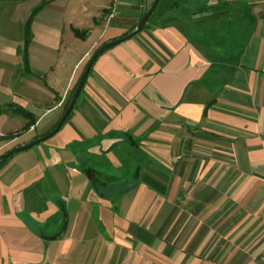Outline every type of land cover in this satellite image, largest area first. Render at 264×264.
I'll list each match as a JSON object with an SVG mask.
<instances>
[{"label": "crops", "instance_id": "0c3cea01", "mask_svg": "<svg viewBox=\"0 0 264 264\" xmlns=\"http://www.w3.org/2000/svg\"><path fill=\"white\" fill-rule=\"evenodd\" d=\"M142 7L85 13L73 62L29 54L34 123L0 114L22 128L0 153L54 127ZM0 264H264V0H157L102 51L59 129L0 163Z\"/></svg>", "mask_w": 264, "mask_h": 264}, {"label": "rangeland", "instance_id": "374dc122", "mask_svg": "<svg viewBox=\"0 0 264 264\" xmlns=\"http://www.w3.org/2000/svg\"><path fill=\"white\" fill-rule=\"evenodd\" d=\"M107 1L0 0V104L11 101L23 106L40 89L39 82L44 79L40 81L26 71L30 53L33 62L40 57L45 59L44 65L52 67L58 54L66 56L65 63L73 62L82 47L72 45L70 28L83 25L84 19L90 20L89 16L84 18L85 13L94 14ZM54 78L48 74L47 83L52 85ZM13 125L6 115L0 116V145L11 138L4 135L11 133L7 131ZM19 129L14 132L22 133Z\"/></svg>", "mask_w": 264, "mask_h": 264}, {"label": "water", "instance_id": "95a60500", "mask_svg": "<svg viewBox=\"0 0 264 264\" xmlns=\"http://www.w3.org/2000/svg\"><path fill=\"white\" fill-rule=\"evenodd\" d=\"M157 0H153L151 6H149L147 8V0H143V7H142V13H141V16L139 18V20L137 21V23L135 24V26L125 35L119 37V38H116L114 40H111V41H107L103 44H101L96 50L93 51V53L91 54V56L89 57V59L87 60L80 76H79V79L78 81L76 82L75 84V87L71 93V96H70V99L66 105V107L64 108L59 120L57 121V123L54 125V127L48 131L46 134L42 135V136H39V137H36L34 138L33 140L27 142V143H24V144H21V145H17V146H14L13 148L3 152V153H0V161L6 159L7 157H9L10 155L16 153V152H19L21 150H24V149H28L36 144H38L39 142L45 140L46 138H48L49 136H51L52 134H54L58 129L59 127L61 126V124L63 123V121L65 120V118L67 117V115L70 113L72 107H73V104L79 94V91L81 90V87L85 81V77L88 73V70L93 62V60L104 50H106L107 48L111 47L112 45L116 44V43H119L120 41H123V40H126L130 37H132L133 35H135L140 29L141 27L143 26L146 18L148 17V15L150 14V12L152 11V8L155 6Z\"/></svg>", "mask_w": 264, "mask_h": 264}, {"label": "trees", "instance_id": "16d2710c", "mask_svg": "<svg viewBox=\"0 0 264 264\" xmlns=\"http://www.w3.org/2000/svg\"><path fill=\"white\" fill-rule=\"evenodd\" d=\"M36 10V9H35ZM74 32L78 35V36H82L83 32H79L78 30H74ZM27 61V58H26ZM27 67V66H26ZM74 87L72 88L71 92L73 91ZM6 112H12V113H17L20 114L22 116H24L25 118H27L26 123L23 126V129L28 128L31 124L34 123L33 120V115L31 114V112H29L27 109L23 108L22 106L18 105V104H14L11 102L8 103H4V104H0V114L2 113H6ZM22 128H20L19 130H21ZM22 131V130H21ZM17 134V132H13V133H8L4 136L7 137H14ZM19 134V133H18ZM6 159L0 161V163H3Z\"/></svg>", "mask_w": 264, "mask_h": 264}]
</instances>
